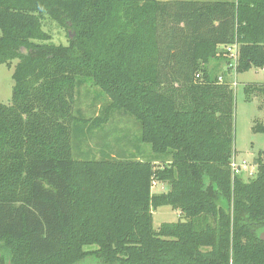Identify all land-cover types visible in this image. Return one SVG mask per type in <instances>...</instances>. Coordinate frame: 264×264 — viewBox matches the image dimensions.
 <instances>
[{"label":"trees","instance_id":"16d2710c","mask_svg":"<svg viewBox=\"0 0 264 264\" xmlns=\"http://www.w3.org/2000/svg\"><path fill=\"white\" fill-rule=\"evenodd\" d=\"M235 44L238 73L264 67V0H0V64L17 60L0 104V264H264V160L248 180L230 167ZM86 82L110 99L93 122L131 114L148 156L74 158ZM246 93L264 101V85ZM161 206L181 218L155 228Z\"/></svg>","mask_w":264,"mask_h":264},{"label":"rangeland","instance_id":"374dc122","mask_svg":"<svg viewBox=\"0 0 264 264\" xmlns=\"http://www.w3.org/2000/svg\"><path fill=\"white\" fill-rule=\"evenodd\" d=\"M43 29L53 38L52 42L69 43L71 32L52 18L47 17L44 20ZM16 63L17 60H14L12 64H0V104H9L12 100L15 85L12 75ZM230 77L235 91L234 149L239 161L243 159L248 161L249 166L242 174V178L248 180L257 172L255 160L260 156L264 160V132L253 129L257 123L264 124V101L261 100V96L253 93L248 95L246 87L264 85V67H253L241 73L232 69ZM109 102V97L92 83H82L79 87L75 105L78 116L90 118L92 123H88L91 129L83 126L76 134L74 132V158L93 159L105 155L116 158L148 156L152 152L151 146L141 141V124L131 114L124 113L122 110H113L106 122H93L98 114L102 115L103 107ZM154 186L155 193L168 189V186L164 190ZM180 218V210L171 206H161L154 210L153 225L157 228L163 222L177 221ZM91 247L86 246V248ZM85 264L100 263L88 258Z\"/></svg>","mask_w":264,"mask_h":264},{"label":"built area","instance_id":"2783aa9c","mask_svg":"<svg viewBox=\"0 0 264 264\" xmlns=\"http://www.w3.org/2000/svg\"><path fill=\"white\" fill-rule=\"evenodd\" d=\"M224 49L227 50V53L229 55L230 58H232L229 67H232L233 70L236 71V65L238 62V45L235 44L233 46H227L224 47ZM222 79V78H220ZM249 166L248 161L243 159L242 161H239L237 159V154L236 152L233 153L232 157H231V161H230V167H231V171H232V175H238V174H243V172L245 171V169H247V167ZM252 175V172L250 173Z\"/></svg>","mask_w":264,"mask_h":264},{"label":"crops","instance_id":"0c3cea01","mask_svg":"<svg viewBox=\"0 0 264 264\" xmlns=\"http://www.w3.org/2000/svg\"><path fill=\"white\" fill-rule=\"evenodd\" d=\"M256 161V160H255ZM255 163V162H254ZM256 164V163H255ZM257 165V164H256ZM253 174V173H252ZM156 187L158 186L159 188H161V190H164V188L167 186L165 183L162 182H157ZM155 187V186H154ZM154 189V188H153ZM164 192V191H163Z\"/></svg>","mask_w":264,"mask_h":264},{"label":"water","instance_id":"95a60500","mask_svg":"<svg viewBox=\"0 0 264 264\" xmlns=\"http://www.w3.org/2000/svg\"><path fill=\"white\" fill-rule=\"evenodd\" d=\"M255 163L257 164V161H255ZM261 239L264 240V232L261 233Z\"/></svg>","mask_w":264,"mask_h":264}]
</instances>
